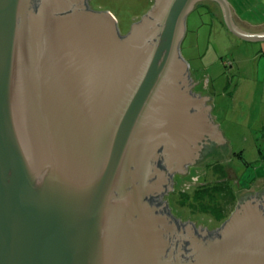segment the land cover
I'll use <instances>...</instances> for the list:
<instances>
[{"label":"water","instance_id":"obj_1","mask_svg":"<svg viewBox=\"0 0 264 264\" xmlns=\"http://www.w3.org/2000/svg\"><path fill=\"white\" fill-rule=\"evenodd\" d=\"M200 1L155 0L122 35L87 0H0V264H264V198L205 236L167 195L163 156L181 167L215 129L233 151L180 52Z\"/></svg>","mask_w":264,"mask_h":264},{"label":"rangeland","instance_id":"obj_2","mask_svg":"<svg viewBox=\"0 0 264 264\" xmlns=\"http://www.w3.org/2000/svg\"><path fill=\"white\" fill-rule=\"evenodd\" d=\"M154 1L90 0V5L95 10H106L114 15L120 33L125 35L132 24L151 9ZM229 1L236 15L253 20L264 16V0ZM189 18L190 32L182 41L180 52H185V58L192 60L195 80L204 79L203 86L196 87L195 95H199L197 90L211 94L216 106L212 117L219 120L231 141L233 151L230 157H220V160L224 162L225 172L230 173L232 168L237 171L241 186H256V181L264 178V47L261 46L264 40L253 42L234 35L228 30L223 13L213 12L208 5H196ZM199 168L205 172L200 175L202 182L219 176L211 167ZM192 174L197 175V171ZM181 181L178 176L177 190ZM259 184L254 187L255 191L264 186V180ZM179 194L173 191L169 199L181 223L189 224L195 220L199 229H202L201 224L213 225L208 221L210 215L203 217L191 211L181 202Z\"/></svg>","mask_w":264,"mask_h":264},{"label":"flooded vegetation","instance_id":"obj_3","mask_svg":"<svg viewBox=\"0 0 264 264\" xmlns=\"http://www.w3.org/2000/svg\"><path fill=\"white\" fill-rule=\"evenodd\" d=\"M213 0H203L197 3L198 4H203V5H208L211 10L213 11L210 2ZM88 6L90 8V0H87ZM93 9V8H92ZM95 10V9H94ZM189 77L191 79V85L193 90H195L196 87L198 86H203L204 84V79L200 80V83H196L197 81L195 80L194 77H192V75L189 72ZM196 92H199L198 90ZM201 97H203V92L200 94ZM214 133L211 134V136L208 138V142L207 145H205V150L198 156V158H194L192 160H189L187 163L186 161L184 162V164L181 165V167L176 168V169H171L169 168V166L166 164L165 162V157L163 156L162 158V164L165 166V168L168 170L169 174H170V182L169 184L166 186L167 187V195L170 193H173L172 191L176 192L177 190V177H181L182 181L179 183V189L177 190L181 196V193H185V192H193L194 188H196L197 186L200 185H204V184H213L214 182H221V181H226L229 184H232L235 188H237L238 190V197H237V201H236V205L234 207V209H236L239 201H241L244 197H246L245 194H250L253 196H258L261 200H263L264 198V189H260L257 191L252 190L253 187H256L257 185L259 186V181L260 180H264V178H260L256 181V186L252 185L251 187H243L241 186L240 180H239V176L237 174V171L232 168L233 170L230 171V173L225 172V165L224 162L222 160H220V155H223L222 153L226 150V143L221 139V136L219 135V133L216 132V129L213 131ZM207 157V158H206ZM206 160L204 163L201 162L202 160ZM215 165H217V168L219 169V171L215 170L216 167H214ZM219 165H222L221 167ZM201 166H206L207 168H212L214 169L215 173L218 174L219 176L216 177L214 180L212 179H206L203 182L201 181L200 175H205L204 171H201ZM171 169V170H170ZM192 171H197V175L192 174ZM172 186V189L170 192L169 189ZM181 186H185L184 188H180ZM190 189V190H189ZM192 189V191H191ZM246 189V191H244ZM251 190V191H249ZM247 195V196H250ZM169 207V203H166ZM170 209V207H169ZM171 210V209H170ZM197 213V211H194ZM234 212L233 208L231 209V211H229L228 217H223L222 220L216 219L214 216L210 217L208 219L209 223H212V226H208L205 224H201L202 230L205 231V233H207V235L205 236H211L213 235L216 230H219L220 227L222 226L223 222L225 223L226 220L231 216V214ZM199 216H205L207 214H201L199 213ZM174 215V214H173ZM177 219L178 217L175 216ZM180 220V219H178ZM194 225H196V221H193ZM185 224V223H183ZM186 226V224L184 225ZM199 226L198 224L196 225V227ZM197 230H201L197 227Z\"/></svg>","mask_w":264,"mask_h":264},{"label":"trees","instance_id":"obj_4","mask_svg":"<svg viewBox=\"0 0 264 264\" xmlns=\"http://www.w3.org/2000/svg\"><path fill=\"white\" fill-rule=\"evenodd\" d=\"M38 5L39 4L37 1L36 7H38ZM161 162L162 160L160 161V165L165 168ZM219 166L221 167L222 165ZM214 167H216L215 170L219 171L217 165ZM180 197L182 199L181 202L187 205L191 211H197L201 214H208L211 217L214 216L216 219L222 220L223 217H228L229 211H231V209L234 207L238 197V190L232 184H229L226 181H221L214 182L213 184L197 186L194 188L193 192L181 193ZM151 201L159 205L164 204V200L162 199L161 195L151 197ZM165 210L174 216L168 207H165ZM175 219L181 226L185 225L182 224L176 217ZM223 225L224 222L222 226ZM219 230H216L214 234H219Z\"/></svg>","mask_w":264,"mask_h":264},{"label":"crops","instance_id":"obj_5","mask_svg":"<svg viewBox=\"0 0 264 264\" xmlns=\"http://www.w3.org/2000/svg\"><path fill=\"white\" fill-rule=\"evenodd\" d=\"M227 1H228L229 5H230V8L232 10L233 20H234L235 24L239 28L243 29L244 31L251 32V33H259V32H263L264 31V16H263L262 19H257V20L243 18L242 16L236 15L234 13L233 6L230 4V1L229 0H227ZM210 4H211V7L213 9V12H215V13H217L219 15H222V9H221V6H220V4L218 2H216V1L213 0V1L210 2ZM259 5H260V3H259ZM255 6H256V4H255ZM258 6H256V8H259ZM253 9H254V7H253ZM247 22L250 23L249 26L246 25ZM253 42H258V41H253ZM261 46L264 47V44H262ZM261 50H262V48H261ZM196 81L199 82L200 80L199 79L198 80L196 79ZM197 93H199V95H200L202 92H197ZM203 96H211V94L210 93L209 94H204L203 93ZM215 107L216 106L213 103V110H214ZM229 142H231V141L229 140Z\"/></svg>","mask_w":264,"mask_h":264},{"label":"bare ground","instance_id":"obj_6","mask_svg":"<svg viewBox=\"0 0 264 264\" xmlns=\"http://www.w3.org/2000/svg\"><path fill=\"white\" fill-rule=\"evenodd\" d=\"M183 224V223H182Z\"/></svg>","mask_w":264,"mask_h":264}]
</instances>
